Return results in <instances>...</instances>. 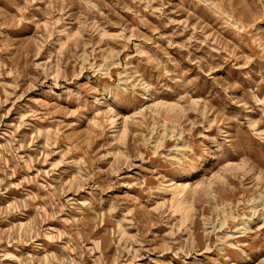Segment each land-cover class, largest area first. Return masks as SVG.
I'll return each mask as SVG.
<instances>
[{
    "label": "rangeland",
    "instance_id": "1",
    "mask_svg": "<svg viewBox=\"0 0 264 264\" xmlns=\"http://www.w3.org/2000/svg\"><path fill=\"white\" fill-rule=\"evenodd\" d=\"M0 264H264V0H0Z\"/></svg>",
    "mask_w": 264,
    "mask_h": 264
},
{
    "label": "bare ground",
    "instance_id": "2",
    "mask_svg": "<svg viewBox=\"0 0 264 264\" xmlns=\"http://www.w3.org/2000/svg\"><path fill=\"white\" fill-rule=\"evenodd\" d=\"M183 191H184V190L182 189V190H181L180 192H178V194H177L179 197L181 196V197L179 198V201H180V202H179V205H178V207H177V208H178L177 211L179 210L180 212H181L182 210H183V211L185 210V209H184V206H185V205L183 206V203H184L183 200H185V199H183L184 196L182 197V194H181ZM181 214H182V212H181ZM183 214H184V213H183ZM182 217H183V216H182Z\"/></svg>",
    "mask_w": 264,
    "mask_h": 264
}]
</instances>
